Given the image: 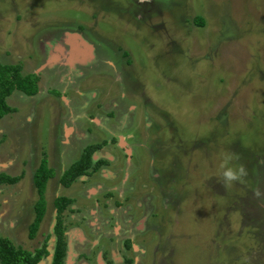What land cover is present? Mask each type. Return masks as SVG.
<instances>
[{
  "label": "rangeland",
  "instance_id": "374dc122",
  "mask_svg": "<svg viewBox=\"0 0 264 264\" xmlns=\"http://www.w3.org/2000/svg\"><path fill=\"white\" fill-rule=\"evenodd\" d=\"M0 64L37 76L0 117V172L19 177L0 184V235L27 251L45 242L37 264L51 262L57 196L88 238L73 219L96 226L106 206L105 230L131 227L120 264H264V0H0ZM90 145L87 174L61 184ZM41 162L51 176L29 238ZM77 232L65 264L94 260Z\"/></svg>",
  "mask_w": 264,
  "mask_h": 264
},
{
  "label": "trees",
  "instance_id": "16d2710c",
  "mask_svg": "<svg viewBox=\"0 0 264 264\" xmlns=\"http://www.w3.org/2000/svg\"><path fill=\"white\" fill-rule=\"evenodd\" d=\"M193 21L198 25L202 23L200 17H195ZM20 71L21 68L17 64H0V117L13 111L5 101V98L12 90H19L26 95H33L38 90L36 74H21ZM96 147L94 145H90V147L87 146L82 152L81 158L68 167V170L63 173L60 178V182L63 185L67 186L74 178L87 174V168L91 165V156ZM50 170V168H47L46 165L41 162L32 175V182L38 198L34 204L33 220L29 224V238L34 237L38 224L44 214L45 202L43 199V192L45 183L51 176ZM18 179V175L10 176L4 172H0V184H11ZM71 201V198L65 196H57L53 201L56 211V222L53 227V232L56 239L53 243L50 264H63L64 240L62 239L63 227L61 226V214L63 210H65L66 205L71 203ZM47 238H49V235ZM48 254L49 251L47 250L45 242L42 243L41 247L35 248L33 251H27L20 247H16L8 238L0 235V264H37L43 256Z\"/></svg>",
  "mask_w": 264,
  "mask_h": 264
},
{
  "label": "flooded vegetation",
  "instance_id": "af4514ba",
  "mask_svg": "<svg viewBox=\"0 0 264 264\" xmlns=\"http://www.w3.org/2000/svg\"><path fill=\"white\" fill-rule=\"evenodd\" d=\"M68 88H70V87H68ZM56 90H57V88H56ZM84 92L87 94V92H89V91H84ZM85 93L82 94L81 92L76 91V94L79 95V97H83V98H86ZM61 97H62V94H61ZM113 106H114V104H113ZM115 107H117V106H115ZM119 110H122V109H118L116 111H117V114L121 116L120 122L122 123V126H123V122H127V119H126L127 117L126 116H123V111L119 112ZM123 117H125V119ZM90 120L93 121V117H90ZM86 133L89 134L88 132H86ZM130 152H126L124 150V153L127 154V157H130ZM99 186L100 187H104L103 185H99ZM115 189H117V188H115V186L108 185L107 188H106V186L103 188V193H106L107 195H110L111 194V191L110 190H113L114 191ZM106 204H107V201L105 202V205ZM136 204L139 205L138 203H136ZM95 206H97V205L94 204L92 207H95ZM110 210H111V208H109V207L106 206V211H108L109 216L111 218L110 217H107V216L102 217L101 218L102 219L101 224H98L96 226H92L93 224L91 225L90 222L88 221V219L85 218V216H83V215L81 217H76L75 219H73L75 221L82 222L84 224V226L86 227L87 230H90L91 229L90 230L91 236H92L91 238H88L86 236V234L83 232V229H84L83 227H81V226H79L77 224L75 225L73 223H72L71 226H67L66 223H65V221H64V218H63V212H64V210H63V212L61 214V226L63 227V230H62V239L64 240V258H63V264H65V259L67 257V250H68L69 241L71 240V242L73 243V240L70 238V230H72V231L75 230L76 232L78 231V229L80 230L79 232L76 233V236L73 239L75 241V244L77 243V245H79L80 247H82L80 249H82V250L83 249L89 250V251H81L80 250V252L83 253L85 257L89 256L91 254L90 252H93L92 253V256H93V259H94L93 262H88L86 260V261H83L84 264H97V262L99 260V256L102 257V258H104L103 256L107 252H108V255H109L110 260H107L106 259L107 260V261L105 260L106 264H120L119 258H120V256L122 257L121 254H125L129 249L130 250L131 249H134V247L132 246V240L135 239V236L137 234H135V235L134 234H131V227H129V228H123V232L121 234H117V235L114 232L111 233V232H108V230H105L104 229L105 225L108 224V222H110V220L113 223L114 222L116 223V221H115L116 220V213L114 211H110ZM126 210L127 209H126V206H125V208L122 210V213L125 212ZM89 212L90 211L88 210V213ZM76 213L78 214L79 212H76ZM147 214H148V212H146V211L145 212H142L141 217H139V220H141V222H140L141 224H140V227L139 228H136V229H139V232L142 231L141 229H142L143 225L145 226L144 223H147L146 222V217H148ZM55 216H56V211H55ZM132 218H133V215H131V214H128L127 213L126 216L125 215L123 216V214H122L120 216L119 221L120 222L122 221L125 225L126 224H132ZM55 222L56 221H54V224H55ZM54 224H53V227H54ZM92 229H94V231L99 230V232H93ZM53 235H54V232H53ZM103 237H106V239H109V241H110V243H108L106 246L102 245V243L100 242L101 238H103ZM55 239H56V237L54 235V240ZM83 246H86V247L83 248ZM128 260H129V258L122 257V261L123 262L126 263Z\"/></svg>",
  "mask_w": 264,
  "mask_h": 264
},
{
  "label": "crops",
  "instance_id": "0c3cea01",
  "mask_svg": "<svg viewBox=\"0 0 264 264\" xmlns=\"http://www.w3.org/2000/svg\"><path fill=\"white\" fill-rule=\"evenodd\" d=\"M94 158H95V155H94ZM108 159H112V158L109 157ZM94 193H95V192H94ZM76 256H77V255H76ZM99 257H100V256H99ZM66 258H67V257H66ZM82 264H84V263H82Z\"/></svg>",
  "mask_w": 264,
  "mask_h": 264
},
{
  "label": "water",
  "instance_id": "95a60500",
  "mask_svg": "<svg viewBox=\"0 0 264 264\" xmlns=\"http://www.w3.org/2000/svg\"><path fill=\"white\" fill-rule=\"evenodd\" d=\"M50 259H51V256H50Z\"/></svg>",
  "mask_w": 264,
  "mask_h": 264
},
{
  "label": "clouds",
  "instance_id": "9594fccd",
  "mask_svg": "<svg viewBox=\"0 0 264 264\" xmlns=\"http://www.w3.org/2000/svg\"><path fill=\"white\" fill-rule=\"evenodd\" d=\"M52 254V253H51ZM52 256V255H51Z\"/></svg>",
  "mask_w": 264,
  "mask_h": 264
}]
</instances>
